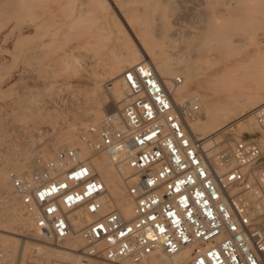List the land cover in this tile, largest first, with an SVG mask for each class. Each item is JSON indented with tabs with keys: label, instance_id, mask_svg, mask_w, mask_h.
I'll return each instance as SVG.
<instances>
[{
	"label": "built area",
	"instance_id": "obj_1",
	"mask_svg": "<svg viewBox=\"0 0 264 264\" xmlns=\"http://www.w3.org/2000/svg\"><path fill=\"white\" fill-rule=\"evenodd\" d=\"M119 80L121 105L82 129L79 143L10 174L33 241L60 247L78 237L77 264H139L186 248L190 264H264V101L253 112L256 132L209 159L184 128L201 115L196 95L175 106L146 63ZM102 156L125 184L130 219L93 169ZM23 262L51 264L35 245Z\"/></svg>",
	"mask_w": 264,
	"mask_h": 264
},
{
	"label": "rangeland",
	"instance_id": "obj_2",
	"mask_svg": "<svg viewBox=\"0 0 264 264\" xmlns=\"http://www.w3.org/2000/svg\"><path fill=\"white\" fill-rule=\"evenodd\" d=\"M194 8L201 13H193ZM119 23V28L114 27ZM127 26L138 34L140 31L147 51L164 54L180 46L192 55L196 54L193 48L205 54L206 48L216 47L220 54L231 51L255 56V81L264 86V0H0L1 168L18 173L12 169L14 165L26 166L41 149L57 143L98 96L112 97L113 80L107 67L99 64L104 58L110 61L121 48L129 49L117 30H126ZM210 37L214 38L207 42ZM196 72V84L215 99L223 95L225 82L209 79L210 72L205 69L197 68ZM191 94L187 98L196 93ZM115 108L111 106L108 112ZM89 124L79 126V130ZM234 125L218 132L219 139L226 138L232 144L239 137L251 135L229 128ZM219 146L213 153L222 152ZM10 201L0 194V230L15 235L1 231L0 235L33 243L30 227L24 230L7 224ZM20 242L15 245L20 253L14 255L0 244V264L24 260L30 249L22 256ZM7 250L10 252L4 253Z\"/></svg>",
	"mask_w": 264,
	"mask_h": 264
},
{
	"label": "bare ground",
	"instance_id": "obj_3",
	"mask_svg": "<svg viewBox=\"0 0 264 264\" xmlns=\"http://www.w3.org/2000/svg\"><path fill=\"white\" fill-rule=\"evenodd\" d=\"M200 5L198 4L197 6ZM204 9L203 12L206 11ZM194 11L195 12L193 11L192 12L201 13L199 9L194 8ZM119 16H120V21L122 23L125 22L123 17L121 15ZM120 26L121 23L114 25V27L116 28H119ZM130 27L127 26L126 30L117 29L118 33H120L121 39H123L124 43L126 44L125 48H127L128 45L129 49L123 50L124 48H121L122 50L121 49H120L121 51L118 50L119 53L117 55L113 57L111 56V58L109 57L110 61L108 62L104 61L105 58L104 59L102 58L103 59L102 61L101 58L99 59L101 61L99 65L101 66L105 65V67H107V72L111 76V80H113V82L110 84L111 85L110 88H112V93H111L112 97H109V99H107V97L98 96L97 100L92 102V106L88 107V109L84 113H82L84 115H80L78 117L79 119L76 121L75 127L72 128L70 131L63 133V135L60 136L59 139H57L58 140L57 143H53L49 145L48 147L44 148V150L41 149L42 151L40 150L34 156V158L31 159V161L28 164H26V166H21L22 164L20 165L17 163L12 167V169H14L17 172L19 171L18 173H23V172L31 173L32 171L39 169L45 161L53 158L55 151L62 148H68L76 143H79V133L82 129L86 128L87 126L79 130L80 127L90 122L92 124H97L107 114L111 106L119 107L121 105L124 98V88L120 83L119 80L120 76L126 68L139 63H146L154 69L157 77L160 79L164 89L167 91L168 95L170 96L175 106H178L184 101H186L188 99L187 96H189L192 92L196 93L195 95L199 98L200 101L201 115L197 119L185 120V122L183 123H184V128L186 129L189 137L193 141L196 148L199 150L200 154L205 153L209 159H212L213 148L219 145H220L219 147L222 149L221 150L222 152H227V150H229L230 147L232 146L231 142L228 143L225 140L226 138L224 140L219 139L217 134L220 131L228 129V126L231 124H235V125L229 128L237 129L239 133L253 134L256 132V131L253 132L251 130L252 128H255V130L257 129V125L255 124L253 117V112L264 101V86L258 85L256 83L257 81H255V79L257 78V75L254 74V71L256 69L255 67L257 66V63L255 61L253 62L255 56L246 55V54L244 56H242L243 54L239 56L231 51L227 52L226 54H220L218 51H216V47L215 48L209 47L208 49L206 48L205 54H199L197 48L196 49L193 48L192 51L196 52V54H192V55H190L191 53L186 54L184 48L180 46L168 49L167 52L164 54L156 53L153 51H147L146 50L147 42H145L141 38L140 31L138 34L137 33L138 30L136 31L134 29H131ZM213 38L214 37L212 38L210 37V39L208 40H206L205 38L204 40L209 42V40ZM209 44H211V42ZM232 44L234 43L230 44L231 47ZM137 48H140L142 52H139ZM242 48H244V46ZM235 50L236 49H234V51ZM243 52L246 53L245 51ZM197 68H202L209 71L210 72L209 79L225 82V84L222 87V90H224L222 96L215 99V97L213 98L209 92H207L205 89L201 88L198 84L195 83L194 77L195 74L197 73L196 72ZM180 75H182V78L180 77ZM178 77L181 78V84L177 85L175 84V80ZM108 80L110 79H107V81ZM219 87H220L219 89H221V86ZM77 131L79 132L77 133ZM92 162H93L94 171H96L99 174L101 181L106 186V189L110 194L111 198L113 199V203L119 209L120 214L122 215L123 218L130 219L133 215V205L126 197V187L123 180L115 172V170L111 166V163L104 156L100 158H95L93 159ZM21 167H25V169L22 170ZM216 171L217 173H221L223 172V168H217ZM8 172L4 168H1L0 165V194L3 195V198L4 197L7 199L11 198L9 204V210H8L9 213L8 215L6 214L8 219L7 224L15 225L20 229L27 230L29 227L31 228L32 220L31 218L24 215L19 203V197L14 193V189L11 184L10 173ZM1 232L15 235V233H11L5 230L4 231L2 230ZM2 236L0 235V237ZM29 240L31 241V239ZM18 242H20L19 239H17L16 237L15 238L11 237L9 235L2 237L0 244L4 245L6 249L11 251L10 252L7 250L4 253L10 252L12 255H14L15 253L16 254L20 253V250L18 252L17 249H15V245ZM20 245L22 246V256L23 254H25L26 250L30 249L29 248L30 245L31 246L35 245L38 248V250L41 253H43V260H45V263L77 264L79 260L77 252L81 248L83 243L78 237H75L70 241H67L64 245L60 247H48L43 244H39L35 242L27 243L26 241L23 240H21ZM18 255L16 257H18ZM93 264H98V263H93ZM139 264H190V248L183 249L180 252L174 253L170 256L163 255L161 253H155L150 255L143 261H141Z\"/></svg>",
	"mask_w": 264,
	"mask_h": 264
}]
</instances>
